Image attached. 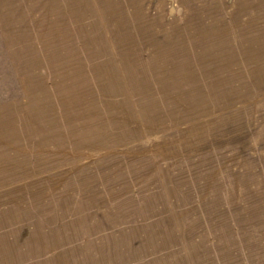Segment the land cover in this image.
Wrapping results in <instances>:
<instances>
[{
	"label": "rangeland",
	"instance_id": "1",
	"mask_svg": "<svg viewBox=\"0 0 264 264\" xmlns=\"http://www.w3.org/2000/svg\"><path fill=\"white\" fill-rule=\"evenodd\" d=\"M0 264H264V0H0Z\"/></svg>",
	"mask_w": 264,
	"mask_h": 264
},
{
	"label": "bare ground",
	"instance_id": "2",
	"mask_svg": "<svg viewBox=\"0 0 264 264\" xmlns=\"http://www.w3.org/2000/svg\"><path fill=\"white\" fill-rule=\"evenodd\" d=\"M103 81V80H102ZM89 84V83H88ZM70 85V84H69ZM91 85V84H90ZM94 85V84H93ZM165 85V84H164ZM116 86V85H115ZM142 86V85H141ZM78 87V86H77ZM113 87V86H112ZM112 89V88H111ZM112 92V91H111ZM109 93V92H108ZM110 94V93H109ZM100 94H98V96H99ZM114 95V94H113ZM108 96V95H107ZM119 96V95H118ZM109 99V98H108ZM116 99H117V97H116ZM99 100H102V99H99ZM112 100V99H111ZM117 102V101H116ZM121 103V102H120ZM182 103V102H181ZM123 104V103H122ZM102 104H100V106H101ZM113 105V104H112ZM126 105V104H125ZM124 105V106H125ZM103 106H105V103H104V105ZM117 106H119V105H117ZM121 106V105H120ZM109 107V106H108ZM111 107V106H110ZM115 107V106H114ZM122 108V107H121ZM115 109V108H114ZM121 110V109H120ZM73 116V115H72ZM72 116H71V118H72ZM68 117V116H67ZM81 117V116H80ZM112 126V125H111ZM114 126V125H113ZM88 129V128H87ZM69 130H71V129H69ZM74 130V129H73ZM78 131V130H77ZM68 133V132H67ZM71 133V132H70ZM74 133V132H73ZM82 133V132H81ZM115 133V132H114ZM119 134V133H118ZM102 136V135H101ZM118 136V135H117ZM124 135H122L121 137H123ZM68 137H69V135H68ZM71 137V136H70ZM69 137V138H70ZM103 138H105V137H103ZM119 138H120V136H119ZM97 139H99V138H97ZM117 139V138H116ZM120 141V140H119ZM75 142V141H74ZM74 142H72L73 144H74ZM76 144V143H75ZM74 144V145H75ZM86 144V143H85ZM74 145H72V147L74 146ZM77 145V144H76ZM99 147H101V146H99ZM19 166V165H18Z\"/></svg>",
	"mask_w": 264,
	"mask_h": 264
}]
</instances>
